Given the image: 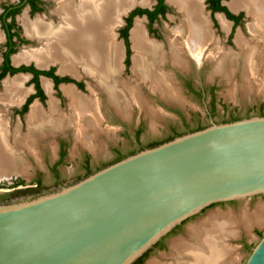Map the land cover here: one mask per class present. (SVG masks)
<instances>
[{
  "label": "water",
  "instance_id": "obj_1",
  "mask_svg": "<svg viewBox=\"0 0 264 264\" xmlns=\"http://www.w3.org/2000/svg\"><path fill=\"white\" fill-rule=\"evenodd\" d=\"M210 123L0 202V264H135L181 225L166 245L222 210L264 206V115ZM244 264H264V235Z\"/></svg>",
  "mask_w": 264,
  "mask_h": 264
},
{
  "label": "bare ground",
  "instance_id": "obj_2",
  "mask_svg": "<svg viewBox=\"0 0 264 264\" xmlns=\"http://www.w3.org/2000/svg\"><path fill=\"white\" fill-rule=\"evenodd\" d=\"M54 1L57 8L51 14L56 16L55 21L40 17L31 21L26 15L21 18L26 35L35 40L39 48L15 55L14 63L34 61L41 69L57 64L60 73L78 78L83 73L95 81V87L89 85V90L94 94L96 91L104 92L109 104L125 118L130 117L136 106L143 111L148 109V103L137 84L138 80L167 100H180V93L173 84L172 76L164 72V67L173 63L177 67L186 68L188 55L199 60L206 56L211 62H215V74L224 79H235L241 74L244 86L251 90H262V76L259 79V74L261 66H264V0H230L229 6L233 11L245 9L253 19L249 30L256 45L239 35L236 40L240 50L238 54L226 53L214 43L209 21L204 13V0H170L179 13V22L170 31L168 48L150 40L145 31L144 20L137 19L131 30L134 52V78L131 82L123 81L120 77L123 45L116 42L115 30L122 24V17L130 9L139 5L149 6V1ZM173 20L176 19L172 18ZM221 24L227 29L226 22L221 20ZM213 44L215 45L207 55L208 47ZM25 79L23 74L12 80L6 79L0 102L7 106L22 102L27 94L24 89ZM43 87L49 95V112L35 102L27 117L28 134L24 136L16 131L14 146L10 144L8 118L0 109V180L11 174H25L26 166L22 155L24 149L33 152L39 140L58 131L76 130L81 143L95 149L87 136L89 132L95 135L99 133L102 121L100 100L85 97L72 85H64L62 91L70 105L67 114L57 107L51 94V84L45 78ZM152 114L156 115L154 111ZM257 209L254 214L244 212L239 219L230 213L216 214L195 227L189 231L193 242L183 241L173 245L174 264H185L183 259L187 256L192 259L188 264H233L238 257L229 241L237 236L241 225L249 228L264 223V206ZM149 264L160 263L154 260Z\"/></svg>",
  "mask_w": 264,
  "mask_h": 264
},
{
  "label": "rangeland",
  "instance_id": "obj_3",
  "mask_svg": "<svg viewBox=\"0 0 264 264\" xmlns=\"http://www.w3.org/2000/svg\"><path fill=\"white\" fill-rule=\"evenodd\" d=\"M14 1L15 0H5L2 3L8 4ZM148 1L150 3V0ZM168 2L169 4H171L170 0ZM227 2L229 5L230 0H227ZM54 8H55V3L51 9L49 8L50 14L54 10ZM170 10L171 11H169L168 15L175 16L176 14H175L174 9L170 7ZM239 10H244L246 12L245 9H239ZM43 14H49V10L48 11L46 10L41 15ZM172 16L170 17L171 21H172V18L176 19L172 21V22H175V25L173 26L174 28L179 22L178 11H177L176 17H172ZM34 17H32L31 21H34L35 19L39 17L47 21L56 20V17L53 16L52 14L51 16L46 15V17H41V16H37L36 18ZM21 18H23V16ZM21 18H20V22L22 23ZM250 18L252 19V17ZM137 19L144 20L142 18H137ZM167 23H169V18L166 20H162V24H160L159 26V29H160L159 31L163 35L165 34L164 27L167 25ZM251 23L252 21L250 22V24ZM122 27L123 26H121L120 28ZM117 29L115 30V33H117L116 42L118 44L123 45L122 46L123 47V57L121 60L122 67H121L120 77L121 79H123V81L126 80L127 82L129 81L131 82L134 78L133 71H132L133 57H132L130 66L127 67L126 69L124 67L125 66L124 65L125 46L122 43V40L119 39L118 37L119 30ZM251 42H252V45H256V42H254V39L249 41V43ZM38 48H39V45L37 44L35 40L33 39L27 40L26 43L22 45L21 48H19V50L17 51V54H20L23 51H31L33 49H38ZM0 51H1V47H0ZM227 52L229 53L231 51H226V53ZM232 53L238 54L240 53V50H238L237 52H232ZM133 54L134 52H131V56ZM188 63L189 62L187 61L186 68H181V69H187ZM31 64L36 65L34 61H32ZM212 64L214 65V71H215L216 65L215 63H212ZM52 67L55 68L56 72H59V69H60L59 65L51 64L47 68H52ZM261 67L262 69H260ZM261 67L259 68L260 70H262L260 71L259 79L262 76L260 79V81L262 80V82L260 85L261 87L260 86L259 87L262 88V90L261 89L251 90L250 88H247L246 86H244V83H242L243 81H242L241 74H238L235 79H229V78L224 79V77L216 75L215 72L213 71L212 77H211L210 75L211 67L208 66L205 69V72L203 73V79L201 80L203 82H200V85L202 87L203 86L209 87L214 84L218 86L219 90L216 96V106H215L216 108H213V105H211L212 102H211L210 96H207V98H205V100L202 101L198 96L193 95L187 91V89L184 86L185 79H192L193 81H195L196 88H198V85H199L198 83H196L197 79L192 74H190L191 72L188 74L189 71L184 72L183 73L184 77L181 79L178 76L173 77L171 74L166 72L167 74L172 76L170 77L173 80V84L180 93L181 98L178 101L167 100L163 98L161 95L157 93H153L151 89L146 86V84L138 80L139 82L137 84L139 85L142 96L148 103V109L147 110L144 109L143 111V109H140L139 107L136 106V108L133 109L130 117H127V118L123 117V115L117 112V110L109 104L108 97L104 92L96 91L97 93L95 92L96 94L95 95L93 92L89 90V85L92 87H95L94 86L95 81L92 78L88 76L87 78L85 74H84L85 76L82 77L83 73H81V77L79 78L73 76L75 78L80 79V81H82L83 83H85V88L89 90V91H84L85 94L78 91L79 93H81L85 97H88L91 99L94 98L93 100L95 99L97 100L98 98V100H100L101 102V109H102L101 113L102 114L100 118L102 119V121L100 124L99 133L95 135V133L89 132V135L87 136L88 141L90 139L92 140V141H89V143L92 142L91 145H95V149L94 148L91 149L89 146H86L85 143L83 142L81 143V141L78 139L79 134H77L78 136H76L75 138L71 140L69 152H68L67 157L65 158L64 163L57 168V171H52L51 166L54 165L57 160V144L53 139L46 140L47 137L42 138L36 144V148L33 152L24 149L22 153L23 162L25 163V166H26L25 174L24 173H21L20 175L11 174L8 177H5L0 180V196L5 195V194L6 195L12 194V196L10 195L11 197L9 196L10 198H8V201L26 199V198L37 196L42 193H48L51 191H55L62 186L70 185L72 183L79 181L86 177L85 166H86V158H87L86 153L87 152H89L90 154V157H89L90 166L93 172L98 171L101 168L109 164H112V162L116 160L118 153H121L126 156L131 154L134 148L138 146V143L136 142V139L134 136V132L136 128L142 131V135L140 137V143L146 147H149L148 145L150 144L157 143V142L162 143V142L167 141L170 138H174L175 133L179 135H183L185 133H188L189 131H194V130L196 131L197 129L208 127L211 124L210 123L211 118L217 123H224V122H229V120L231 119L233 120V119H242V118H247V117H252V116H261L264 114V86H263L264 85V66H261ZM168 70L171 71V69H168ZM62 75H66V74H62ZM12 79L14 78H11L8 80H12ZM87 85H88V88H87ZM42 86H43V83H42ZM31 88H32V85L30 84V81L28 80V78H26L24 82V89L27 91V93H29V90ZM3 92H4V89L2 91V94ZM55 97L58 98L57 95H55ZM37 101L38 100H36L35 102ZM48 101L49 99L47 98L46 102ZM35 102L31 106L36 104ZM67 103L68 102L65 101V106L63 107L62 111L66 109ZM8 107L6 108V106H4V108L2 107L0 108H2L3 110H6V109L8 110ZM44 107L45 109H43L42 107L41 108L44 111L49 112L47 111L48 110L47 105L44 104ZM153 111L156 114L155 116L152 114ZM67 113H68V110H67ZM27 126H28V123H27ZM16 131H18L17 128L12 133L10 132V134L13 136L10 140V144L13 146L15 145L14 144V134L16 133ZM28 131H29V128H27V131L24 130L22 135L26 136L28 134ZM65 131H58L53 134H56L59 132H65ZM125 134H128L131 138L126 137ZM91 135L93 136L90 137ZM38 181L40 182V185L37 183ZM59 181L64 182V185L59 187L58 186ZM38 188H42V191L41 192L35 191ZM258 207L259 206L222 210L217 214H220V213L229 214L230 213L231 215L235 216V218L239 219L242 217L244 212H248L249 214L251 213L254 214L255 212H257ZM238 228L239 229L237 231L238 232L237 236L231 239L229 241V244L236 252V253L234 252L235 255L238 257L237 260L233 264H244L245 261L247 260V257L251 253V249L260 240L261 235H264V223L259 224V225H253L249 227L250 229L247 227H243L242 225L241 227H238ZM183 241L193 242V239L190 237L189 232L181 236L180 238H178L171 244L167 245L168 249L162 252H157L153 254L152 256H150L147 259L146 264H149L150 262L154 260H156L160 264H174L175 255L173 253L172 247L175 243L183 242ZM183 260L185 264H188V263H191L190 261L192 259L187 256Z\"/></svg>",
  "mask_w": 264,
  "mask_h": 264
},
{
  "label": "flooded vegetation",
  "instance_id": "obj_4",
  "mask_svg": "<svg viewBox=\"0 0 264 264\" xmlns=\"http://www.w3.org/2000/svg\"><path fill=\"white\" fill-rule=\"evenodd\" d=\"M5 0H0V94L2 93L4 89V84L6 82V79L15 78L16 76H20L23 74L28 80L30 81V84L32 85V88L29 90V93H27L24 100L17 104H12L7 106V104H4L3 102H0V107L4 108V106L8 107V110H3L4 114H6L8 118V128L10 132L12 133L16 128L18 129V132L22 134L24 130L27 131V116L31 111V105L38 100L36 103H38L43 109H45L44 104L47 105V111H49V104L46 102L47 98L49 99L48 93L45 91V89L42 86L43 79L45 78L50 84L52 89V96L55 99V102L62 111L63 107L65 106V101L68 103L66 104V109L63 110V113L69 114V100L64 95L62 91V87L64 85H72L75 87L77 91L82 92L89 91L85 88V83L80 81V79L71 77V75H62L59 72L55 71V68H45L48 70H42L37 65L29 63H20L15 64L14 63V56L17 55V51L19 48H21L22 45L26 43L27 40H32V38L28 37L25 33V28L23 26V23L20 22V18L23 16H27L29 20H32V17L36 18L37 16L46 17V15L51 16L50 9L54 6L55 1L54 0H15L14 2L5 4L2 3ZM169 0H150V5L146 7H134L130 9L123 17H122V24L117 26V30H119V39L122 40V43L125 46V60H124V67L127 69V67L130 66L131 60L133 55L131 56L132 50V41H131V30L134 27L135 21L137 18L144 19L145 24V31L147 34V37L155 41L157 43L162 44L165 48H168V36L171 34V28L175 25V22H172L170 17L172 15H168L170 10V7L174 9L175 16H177V11L174 6L169 4ZM50 8V9H49ZM56 3L55 8L56 9ZM49 10V14H43L45 11ZM53 10V11H54ZM52 11V12H53ZM139 11H146L145 13L139 14ZM23 13V14H22ZM204 13L206 17L208 18L209 25L211 32L214 37V43L217 44V46L224 52L231 51V52H237L239 50L237 45V38L239 35L243 37V39L249 41L252 40L254 37L251 34L249 30V24L252 21V19L247 15V13L244 10H238L237 12L233 11L229 5L227 0H204ZM21 14V16H20ZM56 17V16H55ZM169 18V23L164 27V35L160 33L159 26L162 24V20H166ZM57 19V18H56ZM221 20L226 22L227 29L223 28V25L221 24ZM127 31V37H124L125 32ZM118 39V38H117ZM218 42V43H217ZM126 43L129 45V52H130V58H129V65H127V46ZM215 44L208 47V50L206 51V54L208 55L211 51L212 47ZM15 50L12 54H9L10 50ZM9 54V55H8ZM8 55V56H7ZM189 57V58H188ZM188 67L187 69H181L178 68L171 63L167 64L164 67V72H167L171 74L173 77L178 76L180 79L183 78V73L186 71H189L188 74H192L197 80L196 83H198V88L195 87V81L192 79H185L184 80V86L187 89V91L193 95L198 96L202 101L207 98V96L211 97V105H213V108H216V96L218 94V86L211 85L209 87L201 86L200 82L203 79V73L205 72V69L210 66L211 71L210 75L212 77V73L214 71V65L212 63H215L206 56H203L201 60L195 59V57L188 55ZM133 63V62H132ZM31 64V65H30ZM216 65V64H215ZM132 66V65H131ZM28 68L33 67L35 70L40 72H52V76H46L43 74L36 75L32 72H22L21 68ZM12 69L17 70L15 73L12 72ZM168 69H171L168 70ZM217 75V74H216ZM85 75L83 74L82 77ZM54 77H57L60 81H57L54 79ZM87 77V76H86ZM217 77V76H216ZM74 78V79H73ZM88 78V77H87ZM214 78V77H213ZM40 86V89L42 90V93L39 92V89L37 88V82ZM88 88V85H87ZM55 95L58 96V98L55 97ZM41 102V103H40ZM8 112V114H7ZM264 115V114H263ZM213 117V115H212ZM212 119V118H211ZM229 121H232L229 120ZM25 134V133H24ZM76 130H66L65 132H59L56 134L51 135L46 140L53 139L57 144V160L54 165L51 166L52 171H57V168L62 165L65 161V158L68 155L70 143L73 138H75L77 135ZM177 133H175L176 135ZM142 135V131L140 129H135L134 136L136 139V142L138 143V146L134 148V150L131 152V154L135 153L138 150H141L145 148L146 146L142 145L140 143V137ZM126 137H130L128 134H125ZM10 140L13 137L10 134ZM57 138V139H56ZM131 138V137H130ZM160 144V142H157ZM156 143L148 145L151 147L152 145H155ZM147 148V147H146ZM86 166L85 175L88 176L90 173H93V170L90 166V154L89 152L86 153ZM117 159L121 157H126V155H123L121 153L117 154ZM112 162V163H114ZM40 185V182H37ZM64 185V182L59 181L58 186ZM39 187V186H38ZM38 192L42 191V188H38ZM37 192V193H38ZM12 196V194H9V196ZM7 197L5 200L0 202H6L8 201ZM183 225L176 228L171 234L164 237L159 243H157L149 252H147L142 258H140L135 264H139L138 262L140 260H143L142 264H146L147 259L154 253V252H162L167 248L166 240L171 235L178 232Z\"/></svg>",
  "mask_w": 264,
  "mask_h": 264
},
{
  "label": "trees",
  "instance_id": "obj_5",
  "mask_svg": "<svg viewBox=\"0 0 264 264\" xmlns=\"http://www.w3.org/2000/svg\"><path fill=\"white\" fill-rule=\"evenodd\" d=\"M146 11H139L138 13L139 14H142V13H145ZM124 37L126 38L127 37V31L125 32V34H124ZM126 46H127V60H126V62H127V65H129V58H130V52H129V45H128V43H126ZM15 50H10V52H9V54H12L13 52H14ZM8 54V55H9ZM7 55V56H8ZM17 70H15V69H12V72L13 73H15ZM21 71L22 72H32V73H34V74H36V75H39V74H43V75H46V76H49V77H51L52 76V72H40V71H37V70H35L33 67H28V68H21ZM54 79L55 80H57V81H60L57 77H54ZM36 82H37V88L39 89V92L40 93H42V90L40 89V86H39V84H38V81L36 80ZM235 120H237V119H233L232 121H235ZM200 129H202V128H200ZM200 129H197V130H200ZM195 131V130H194ZM189 132H192V131H189ZM177 136H179V134H176L175 135V137H177ZM170 139H173V138H170ZM170 139H168V140H170ZM157 144H159V143H156L155 145H157ZM155 145H152V146H155ZM122 158H124V157H121V158H119V159H117V161H119V160H121ZM91 174V173H90ZM9 195H2V196H0V201H3L5 198H7ZM263 235H261V237H262ZM139 264H142L143 263V260H140L139 262H138Z\"/></svg>",
  "mask_w": 264,
  "mask_h": 264
}]
</instances>
